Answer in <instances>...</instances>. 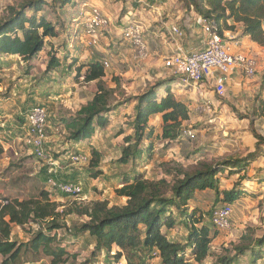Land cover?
<instances>
[{"label":"rangeland","instance_id":"374dc122","mask_svg":"<svg viewBox=\"0 0 264 264\" xmlns=\"http://www.w3.org/2000/svg\"><path fill=\"white\" fill-rule=\"evenodd\" d=\"M118 1L74 0L73 5L61 9L54 8L53 3L46 0L43 11L38 15L45 17L54 25L58 37L47 39L45 48L29 62H23L16 57H0V202L37 199L42 191L49 194V201L56 205L55 213L58 215L59 224L62 225V228L51 234L56 235L55 245L64 247L67 252V256L63 258L66 259L65 262L60 264H161L157 257H153L152 251L143 250L140 246L135 250L127 248L126 251L113 246L109 253L96 251L93 239L87 234L75 232L88 221L75 210L94 201H107L109 207L125 205L126 199L117 197L115 190L121 188L126 177L131 179L134 175L142 174L145 179L164 180L171 184L176 178L182 177L181 173L193 172L202 165L214 164L229 157L236 159L252 155L251 162L244 172L227 179L221 177V189L228 190L233 185L239 186L238 177H242L241 187L245 189L244 195L232 204L230 228L217 231L213 226L210 227L212 239L210 257L204 264H222L220 261L223 258L232 259L235 256L237 246L251 244L264 235L262 205L264 188L257 186L261 181L258 177L263 174L264 164L262 161L256 163L253 161L260 157L264 149L260 146L257 150L253 148L254 138L250 132L252 128L256 132V127H259L261 122L264 123V116L259 118L260 122H253L251 126L249 120L251 115L248 112L237 113L234 116L231 113L221 115V119L218 120L217 114L208 115L197 110L194 105L190 107V93L175 85L177 77L171 71L161 68V71L156 73L151 67L154 72L152 74L148 66H145L148 58L135 63L131 59L126 43L120 41L118 36L109 34L111 27L121 24L120 16L126 13V7L129 5L128 2L121 4ZM23 2L25 3V0H0V19L6 15L8 6H17ZM91 5L98 6L110 21L109 28L103 32L95 45L88 44L81 30L83 28L81 18L84 12L91 9ZM139 11L142 10L138 9L137 12ZM130 13L134 12L131 10ZM77 31L78 34L72 35ZM69 36L74 37L73 40H69L71 42L69 45L78 44V49L70 52L76 59L67 53L66 63L73 60L85 63L92 59L106 62L108 69H105L103 81L107 87L113 88L115 85L120 87L114 97L118 103L111 104L116 108L115 112L108 118L107 124L98 129L89 140L79 144H73L68 140L69 133L64 123L76 117L81 106L91 99L96 92V84L75 82L73 76L67 74L63 68L50 73L45 72L48 63L47 52L50 50L48 43L52 44V51L56 49L58 57L62 60L64 57L62 53L68 48L66 41L71 39ZM113 42L116 44H112ZM143 67L146 68L145 71ZM162 81H172L169 85L178 101L186 104L190 102L189 120L183 122L181 128L192 131L194 137L190 139L183 136L178 142L163 140L162 120L159 115L154 116L149 121L152 133L149 140L151 146L148 147L146 142L141 158L135 161L130 159L127 165H122L119 159L122 149L127 146L124 139L132 135L129 123L134 114V103H128L124 107L123 100L125 97L137 96L148 87ZM262 93L258 99V90L255 98V102L263 104L260 105V109H264ZM35 105L45 108L48 116L44 145L46 161L38 159L24 143L25 113ZM246 117L248 120L242 119ZM252 148L253 151L249 152ZM92 150L100 155L99 167L96 169L90 166ZM73 152L87 154L89 163L71 165L67 157ZM49 159L55 160L54 169L59 180L82 184L84 191L81 195L66 196L50 190L47 185ZM94 174L97 176L94 177ZM170 195L168 192L167 196ZM218 204L219 202L215 206ZM213 207V194L198 191L194 192V198L186 206L188 213L196 209L199 211L198 214L204 215L206 221ZM172 217L175 220L172 229L163 228L161 231L169 240L184 247L188 232L184 227L183 218H180L177 211H173ZM46 226V222H31L22 228L11 226L10 241L22 247L21 256L14 264H51V259L41 250L34 253L28 247L30 240L38 231L46 232ZM120 252L122 256L116 262L115 255ZM3 260L0 256V264ZM238 264L247 263L241 258ZM261 264H264V261Z\"/></svg>","mask_w":264,"mask_h":264},{"label":"trees","instance_id":"16d2710c","mask_svg":"<svg viewBox=\"0 0 264 264\" xmlns=\"http://www.w3.org/2000/svg\"><path fill=\"white\" fill-rule=\"evenodd\" d=\"M54 8H64L73 5L74 0H50ZM126 3L129 0H121ZM132 4L133 10L138 8L137 2ZM147 4L153 0H144ZM46 0H25L17 6H8L6 15L0 19V57H16L23 62L36 58L45 48L47 39H56L58 33L54 25L45 17L38 14L43 11ZM130 2V1H129ZM186 12H194L204 19L214 20L220 29L233 31L239 26L240 32L237 39L248 37L260 47H264V0H178ZM74 22V21H73ZM74 31L73 29H70ZM73 34H78L73 32ZM66 43L68 48L62 53L61 60L56 49L52 51V44L48 43V63L46 73L63 68L67 74L73 76L75 82L85 84L95 83L96 92L91 99L81 106L77 116L65 121V129L69 133L68 140L73 144L89 140L98 129L107 124L108 118L114 111L112 103L115 100V87H107L103 81L105 70L101 62L69 61L68 52L78 49V44H71L73 36H69ZM70 53V57H76ZM77 53V51H76ZM77 64V65H76ZM170 82V83H169ZM175 82V81H174ZM172 81H162L148 87L137 96L125 97L122 106L134 103V114L130 119L132 135L124 139L127 145L122 149L119 159L120 164L127 165L130 159L135 161L141 158L143 147L151 138L149 121L154 116L162 120V136L165 141L183 139L182 123L189 120V104L178 101L169 84ZM264 90V74L261 78L258 99ZM163 92V93H162ZM126 96V95H125ZM120 107V106H119ZM118 108V107H117ZM121 108V107H120ZM250 125L252 126L251 122ZM255 139V150L264 145V138L251 129ZM134 149V151H132ZM249 155L244 158H226L214 164L202 165L193 172H183L182 177L175 179L171 184L164 180L145 179L142 174H137L128 179H123L121 188L115 190L117 197L126 199L123 206H111L107 201H94L86 207H81L75 212L88 219L81 225L76 233L87 234L95 242V250L109 253L113 246L121 251L135 250L141 247L148 252L152 251L153 257L158 258L161 264H204L210 257V227H212V212L206 221L203 214H198L196 209L188 213L187 204L194 198V192H211L214 207L217 202L232 205L245 189H242V177H238L237 185L231 189H221L223 179L244 172L250 164ZM100 155L92 150L90 166L92 169L99 167ZM96 177L97 175H93ZM263 180L260 181L259 185ZM257 185V186H259ZM168 192L171 193L167 196ZM218 204V205H219ZM264 211V199L262 201ZM56 205L49 201V194L42 191L37 199L25 201L11 200L0 202V256L4 259L1 264H14L21 256V246L10 241L11 226L20 228L31 222H46V232L38 231L29 242V250L38 253L39 250L48 256L51 264L65 262L67 256L64 247L55 245L56 235L51 234L62 228L55 213ZM173 211H177L183 218L184 227L188 235L185 246L169 240L162 229H172L175 220ZM142 235V238H141ZM24 247V246H23ZM27 247V246H26ZM264 252V235L252 242L235 248V256L223 258L222 264H238L239 259H244L247 264H261ZM122 253H116L118 262Z\"/></svg>","mask_w":264,"mask_h":264},{"label":"built area","instance_id":"2783aa9c","mask_svg":"<svg viewBox=\"0 0 264 264\" xmlns=\"http://www.w3.org/2000/svg\"><path fill=\"white\" fill-rule=\"evenodd\" d=\"M137 4L144 9L147 5L138 1ZM152 9V8H150ZM83 16V14H82ZM164 20H161L163 22ZM196 24L201 27L203 48L195 52H185L181 40L184 37L182 29L176 23H170L164 29L171 40L173 52L162 61V68L171 71L176 77V86L185 90H193L200 100L195 107L205 114H216L211 104L202 97L203 86L212 82L215 94L223 96L226 90L228 77L236 72L246 79L254 78L257 70V62L242 52H235L239 46V34L235 31L225 30L220 32L218 24L212 19H204L196 16ZM109 20L102 14L99 8L91 7L84 12L81 18L82 33L88 44L95 45L99 38L109 28ZM230 31V32H229ZM147 28L143 21L130 20L125 23L121 35L124 43L130 48L131 59L135 63L146 60L149 57L146 43ZM104 70L108 69L106 62L102 63ZM47 112L40 105L29 108L25 113L24 143L38 159L46 161L44 151L46 141ZM183 136L193 138L192 131H183ZM71 165H86L89 163L87 154L73 152L67 157ZM47 185L51 191H57L66 196H79L84 189L81 183L59 180L56 177L55 160H48ZM233 207L229 204H219L213 209L212 225L217 231H225L230 228V217Z\"/></svg>","mask_w":264,"mask_h":264},{"label":"crops","instance_id":"0c3cea01","mask_svg":"<svg viewBox=\"0 0 264 264\" xmlns=\"http://www.w3.org/2000/svg\"><path fill=\"white\" fill-rule=\"evenodd\" d=\"M129 1H127L129 5L126 7V13H124L123 15L121 14L120 16L122 21L121 24L119 26L111 27L109 34L118 36L121 39L120 41L124 43V41L122 40L121 32L125 23L130 20L143 21L147 28L146 43L149 52V57L146 63L147 65L145 66H148V70H150L152 74H154V72L158 73L161 71L162 61L173 52L172 42L167 37L166 29H164V27L166 26L165 24L169 25L170 23H176L182 29L184 37L181 42L183 50L185 52H195L203 48L202 40L204 39V37L202 35L201 27L197 25L195 21L197 15L194 12H186L182 8V4L179 3L178 0H153V3L151 4H147L144 0H142V2L147 5V7L143 9L140 4H138V8L136 10H133L132 8L134 0ZM118 2L122 4L121 0H119ZM92 6L98 8V6L96 5H91V7ZM130 9L134 13H130ZM138 9L142 11L137 12ZM145 11L147 12L145 13ZM125 20L128 21L125 22ZM161 20H164L163 22H165V24L161 22ZM233 31L239 34V26H235V30ZM112 44L116 43L113 42ZM234 51L242 52L246 56L256 60L257 70L254 78L246 79L245 76L238 72L230 75L228 77L226 90L223 96H218L217 94H215L212 88L213 83L208 82L206 86H203L204 89L202 91V97L211 104L213 110L218 115V120L221 119V115H228L229 113H231L234 116V114L237 113L240 114L248 112L251 115L249 117V120L253 125V122H260L259 118L264 116V109H260V105L262 106L263 104L255 102V98L261 85V78L264 74V47H260L256 43L252 42L248 37H241L239 39V46L235 47ZM97 61L101 62L100 60ZM151 67L153 68L154 72L152 69H150ZM145 70L146 68L143 67V71ZM187 92L190 93V107H192L193 105L194 107H196L198 105L197 102H199L200 100H197L198 97L195 96L193 90H187ZM261 98L264 101V91ZM242 119L248 120L247 117ZM256 128V133L264 138V123L261 122L259 127ZM252 146L255 149V139L252 143ZM260 147L264 149V145H260ZM253 148L252 150H249V152H252ZM259 156L260 157L256 158V160H253L254 163L262 161L264 164V152H262ZM249 171L253 173L252 170ZM262 173L263 174L258 177L259 180L264 179V171ZM259 186L261 188H264V181H262Z\"/></svg>","mask_w":264,"mask_h":264}]
</instances>
